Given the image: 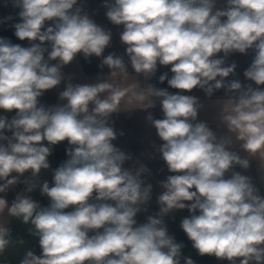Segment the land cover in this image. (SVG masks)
<instances>
[{
	"label": "clouds",
	"instance_id": "9594fccd",
	"mask_svg": "<svg viewBox=\"0 0 264 264\" xmlns=\"http://www.w3.org/2000/svg\"><path fill=\"white\" fill-rule=\"evenodd\" d=\"M77 5L14 0L21 21L14 34L31 46L0 38V110H15L11 120L0 116V193L20 183L31 193L41 170L50 167L53 146L65 140L71 146L69 158L53 172V185H39L49 206L28 194L18 193L11 204L0 197V213L7 210L30 224L39 239L41 254L27 250L20 264H181L183 244L169 235L163 217L185 208L192 215L180 226L199 255L264 264V197L250 177L232 171L237 165L247 170L250 158L264 170V0H226L223 9L216 0H105L107 19L123 26L128 62L115 54L103 57L100 67L110 69L106 78L73 84L68 77L59 93L66 103L46 107L39 98L65 80L64 66L77 54L102 57L111 44V31ZM47 21L51 26L45 27ZM249 49L255 56L244 76L256 88L225 80L237 67L226 66L227 57ZM129 65L145 81L158 65H170L171 78L164 73L159 81L184 92L199 88L211 97L224 89L219 117L231 135L217 137L206 122H195L203 107L195 96L117 83V77L128 80ZM157 100L162 119L149 111ZM134 110L148 113L163 141L157 151L174 173L160 182L158 216L138 226L135 217L151 199L152 185L141 178L149 169L124 167L132 157L113 144L117 133L110 122L113 114ZM233 136L246 158L231 150ZM28 173L31 179L21 180ZM13 243L11 229L0 226V257ZM184 264L195 262L185 258Z\"/></svg>",
	"mask_w": 264,
	"mask_h": 264
},
{
	"label": "crops",
	"instance_id": "0c3cea01",
	"mask_svg": "<svg viewBox=\"0 0 264 264\" xmlns=\"http://www.w3.org/2000/svg\"><path fill=\"white\" fill-rule=\"evenodd\" d=\"M105 0H78L79 7L82 8L94 21L112 33V40L109 47H107L102 57L92 56L85 59L83 54H77V57L72 63L62 68L65 80L61 84L51 90L45 91L44 95L39 98L40 104L46 107H52L58 104H64L66 101L59 99V93L63 91L68 82V77H71L73 84H91L96 83L100 78H106L110 69L107 66L100 67L102 58L109 54H115L124 58L125 62H128V56L126 55V46L121 43L120 33L123 31V26L113 25L106 17V8L104 7ZM226 7V0H216V8L223 9ZM20 9L14 6V0H0V38H4L10 41L12 44H19L22 47H30L31 44L28 40H19L15 36L14 25L21 22L19 18ZM52 22L47 21L45 27L51 26ZM35 43H39L36 41ZM49 47L47 42L44 45ZM223 54H218V58ZM255 51L249 49L246 54H240L238 52L231 53L226 59V66L233 62L237 65L235 74L225 78L229 80H239L243 86L251 85L256 88L257 85L254 81L247 80L244 76V71L250 66ZM47 58V54H45ZM51 63L55 64L56 61ZM171 66L158 65L155 76L145 81L144 77H139L133 72L129 65V77L128 80L123 81L119 77L115 78L117 83L131 84L134 82H140L144 84H152L160 89H167L170 93L192 95L199 99L203 107L198 112L197 121L206 122L210 129H212L217 137L229 136L226 126L220 121V111L222 104L225 102L226 93L224 89L217 90L211 97H208L206 93L199 89H193L191 92H184L182 90L171 88L167 80L163 83L159 81L160 75L167 73L168 78L173 75L171 73ZM264 89V85L260 86ZM125 106L122 104V108ZM155 119H162L163 112L159 103L156 101V106L149 110ZM147 112L134 110L131 112H120L113 114L110 117V122L117 133V139L113 141V144L124 151L126 154L131 155L132 160L126 161L125 168L138 167L140 164H146L149 172L142 175V179L145 185H152L151 199L145 205H141V211L136 215L137 226L147 222L149 216L157 217L160 212V205L158 204V196L162 193L163 189L160 187V182L164 181L167 176L174 175L168 171L166 163L161 158L160 153L157 151L159 145L163 143L156 134L154 128H152L146 120ZM15 115V110L12 112H5L0 110V116H5L9 120ZM123 135H120V133ZM6 135H11L10 132L5 131ZM234 143L231 150L239 153L241 157H247V153L241 150L239 143L235 142V137H232ZM47 145V142H44ZM71 146L67 140L58 143L53 146L52 154L48 157L50 164L49 169H42L39 176L35 179L37 188L31 193L24 191L25 185L23 183L17 184L6 193H0V197H5L9 204L13 201L15 196L20 194H28L33 200L39 202L42 207H47L50 204V198L44 196L40 192L39 185H42L44 181L49 183V186L53 185V172L62 163H64L69 157L67 156V149ZM232 171L240 172L242 175H246L252 179V183L259 190V195L264 197V170L260 168V162L257 158H250V167L245 170L240 166H235ZM232 172L226 173L225 178H230ZM15 175V174H13ZM28 178L31 179L30 173L26 174V177H21V180ZM190 203V202H185ZM72 207L65 211H72ZM199 214L198 212L196 213ZM192 215L187 208L183 210H175L163 217L164 223L168 229L169 235L173 236L177 243L183 244L181 250V264H184L185 258H191L195 264H230L227 260H218L214 256L198 254L192 246V242L187 238L186 234L181 228V221L185 217ZM0 226H5L11 229V235L14 243L9 246L5 254L0 257V264H20L27 250L33 251L36 255L41 254V248L39 246V239L30 234V224H23L21 220L11 217L7 214V210L4 213H0ZM102 231V229H101ZM95 234L90 232L89 235ZM23 239L24 243L19 244L15 241ZM238 264V261H237Z\"/></svg>",
	"mask_w": 264,
	"mask_h": 264
}]
</instances>
